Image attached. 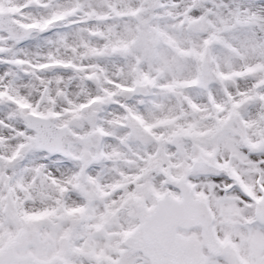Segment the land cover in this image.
I'll use <instances>...</instances> for the list:
<instances>
[{
  "label": "snow or ice",
  "instance_id": "obj_1",
  "mask_svg": "<svg viewBox=\"0 0 264 264\" xmlns=\"http://www.w3.org/2000/svg\"><path fill=\"white\" fill-rule=\"evenodd\" d=\"M0 264H264V0H0Z\"/></svg>",
  "mask_w": 264,
  "mask_h": 264
}]
</instances>
